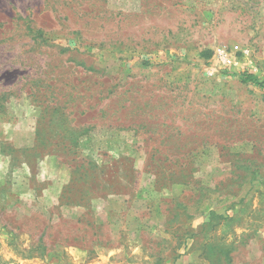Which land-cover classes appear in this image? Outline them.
Segmentation results:
<instances>
[{"label":"rangeland","instance_id":"obj_1","mask_svg":"<svg viewBox=\"0 0 264 264\" xmlns=\"http://www.w3.org/2000/svg\"><path fill=\"white\" fill-rule=\"evenodd\" d=\"M263 82L264 0H0V264H264Z\"/></svg>","mask_w":264,"mask_h":264},{"label":"trees","instance_id":"obj_2","mask_svg":"<svg viewBox=\"0 0 264 264\" xmlns=\"http://www.w3.org/2000/svg\"><path fill=\"white\" fill-rule=\"evenodd\" d=\"M36 37H42L41 32L36 31ZM44 41H46L45 39H42ZM243 78H242V83H257V85L259 84L257 81H255V79H253V77L250 74H246V72H243ZM260 87L264 88V82L260 84Z\"/></svg>","mask_w":264,"mask_h":264}]
</instances>
